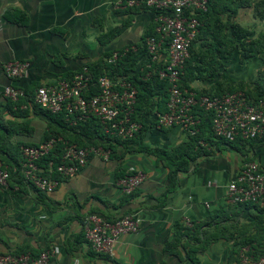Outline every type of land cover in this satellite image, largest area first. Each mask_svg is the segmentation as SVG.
I'll return each instance as SVG.
<instances>
[{
  "label": "crops",
  "instance_id": "obj_1",
  "mask_svg": "<svg viewBox=\"0 0 264 264\" xmlns=\"http://www.w3.org/2000/svg\"><path fill=\"white\" fill-rule=\"evenodd\" d=\"M124 1L0 0V86L12 85L25 91L33 85L53 84L105 53L140 44L151 25L150 14L137 7L127 10L117 6ZM13 11L25 16V24L5 18ZM113 27L122 30L99 42L98 37ZM10 61L27 64L22 76L14 80L2 72V66ZM201 83L193 81L189 87L208 89ZM4 99L0 93V120L6 131H22L4 141L2 161L8 170L10 167L11 176L6 186L0 187V254L17 248L46 250V264H187L180 250L174 254L164 250L172 237L173 224L198 223L208 216L217 230H228L232 237L212 241L197 253V264H235L234 244L241 241L251 240L264 248V235L260 234L264 195L261 203L246 206L233 205L224 195L225 186L244 163L264 166V143L233 141L226 146L217 141L206 146V153L179 174L177 187L166 194L160 207L156 200L166 190L167 170L158 159L131 146L116 148L107 161L90 158L77 174L54 177L55 187L40 194L15 175L17 150L23 144L41 143L47 127L55 134L59 128L30 107L25 111L6 109ZM27 129L29 134L24 133ZM184 139L176 130L152 129L143 143L168 150ZM129 168L141 171L144 178L131 195L125 196L115 181ZM88 212L107 219L134 215L139 219V230L119 236L112 256L94 254L80 228Z\"/></svg>",
  "mask_w": 264,
  "mask_h": 264
},
{
  "label": "built area",
  "instance_id": "obj_2",
  "mask_svg": "<svg viewBox=\"0 0 264 264\" xmlns=\"http://www.w3.org/2000/svg\"><path fill=\"white\" fill-rule=\"evenodd\" d=\"M206 3V0H125L117 3L121 8L144 7L150 14L152 32L143 38L145 57L137 62L136 69L142 71L141 80L155 78L166 84L164 111L157 113L153 105L150 109L152 129L176 130L184 138L193 137L199 124L196 114L201 110L210 113V133L215 138L228 142L259 138L264 135V100H251L241 91L196 96L191 89L178 84L189 48L198 34L200 25L195 16L206 11ZM128 50L135 52V46L112 51L104 63H114ZM26 68L23 61H10L2 66V72L7 79L14 80L22 76ZM0 93L11 102L22 96V90L12 85L0 86ZM135 95V89L125 78L99 75L92 81L83 66L70 78L39 85L34 91L33 102L50 114L63 113L65 119L72 122L95 119L107 138L129 140L140 129V124L131 119ZM58 142L62 145L58 160L44 162ZM198 144L205 146L201 141ZM110 153L101 144L77 147L59 138H49L36 145L21 146L19 168L26 184L46 194L56 185L52 175L73 176L90 158L107 161ZM143 178L141 171L129 168L115 184L122 195L129 196ZM7 181L8 172L0 163V187L6 186ZM224 195L232 204L261 203L264 166L252 161L244 163L225 186ZM139 225L134 215L106 219L94 212H88L80 222L89 249L94 254L106 256H112L119 236L136 234ZM48 258L46 250L35 257L9 252L0 254V264H46ZM237 259L238 264H264V254L253 258L247 248L239 250Z\"/></svg>",
  "mask_w": 264,
  "mask_h": 264
},
{
  "label": "trees",
  "instance_id": "obj_3",
  "mask_svg": "<svg viewBox=\"0 0 264 264\" xmlns=\"http://www.w3.org/2000/svg\"><path fill=\"white\" fill-rule=\"evenodd\" d=\"M250 0H206V11L204 13H197L196 19L199 22L198 34L192 42V46L189 48V56L185 60L181 75L179 77V86L187 89H191L196 96L199 95H219L224 92L241 91L251 100L258 98L264 100V90L262 85L257 86L258 94L255 96L248 93V91L241 84H234L231 80L226 79L224 70L221 66L220 60H225L230 57L235 46L237 44L239 60H243L252 57L254 54L253 43L247 42V47L244 48L243 41L248 37V31L239 26L234 19L239 9L248 8ZM261 2L252 3L255 16L261 17L259 7ZM135 7L127 8L132 10ZM145 10L144 7H137ZM225 17L224 21L221 16ZM5 18L17 25H23L26 22L25 16L21 12L13 11L5 14ZM121 27H113L107 33L98 37V41H107L121 32ZM152 27L147 28L141 39V43L135 46V52L126 51L122 57H119L112 64H105L104 59L111 53H105L103 56L88 65L87 68L92 81L99 75H106L112 78L121 77L125 78L135 89V102L133 106V115L131 119L140 124V129L129 140L109 139L103 135L99 123L95 119H89L84 121L72 122L71 119H65L63 113L50 114L47 111L42 110L33 102V94L38 86L33 85L31 89L23 90L22 96L17 98L15 102H11L8 99H4L5 107L8 110H20L25 111L28 107L33 111L43 115L49 122L55 123L59 128V133L53 132L48 127L42 135L41 142L47 141L49 138H59L66 144H73L77 147H85L89 145L101 144L103 147L110 150V156L113 155L116 148H126L128 146L134 147L136 152H141L149 156H153L160 161L162 166L166 168L167 186L161 197L156 200V206L160 207L164 205V199L166 194L171 193L177 187L178 177L180 173H184L194 160L199 155L206 153V146L216 144L219 141L226 146H229L232 142L224 141L219 138H215L210 133V113L199 110L197 117L199 124L197 126V133L193 137L185 138L180 144L164 150L161 148H151L143 143L145 134L149 133L154 124L149 120L150 109L153 105L157 113L164 111V102L166 98V84L164 82L157 81L155 78L143 81L140 79L142 71L136 69V64L140 59H144L145 52L142 46L143 38L150 35ZM121 50V49H120ZM221 68V70H220ZM72 73L64 75V79L70 78ZM219 76V80L213 79ZM213 82L206 90H195L189 87V84L193 81H205ZM227 81V86L223 87V84ZM34 89V90H33ZM33 90L32 93H30ZM94 89H92L93 91ZM29 92V93H28ZM154 99V101H153ZM24 107V108H22ZM21 113V112H19ZM24 113V112H23ZM149 120V122H148ZM5 131V132H4ZM22 130L6 131L4 124L0 120V163L2 166V158L5 153L4 141L9 135L14 132H21ZM25 134H29L30 130L24 131ZM85 139V140H82ZM201 141L205 144L202 146L198 144ZM234 141H246L255 142L257 144L264 143V135L253 140H240ZM20 145L18 147L19 162L15 167V175L22 179L20 172ZM61 143H56L54 148L48 152L43 161L55 160L60 155ZM5 167V166H4ZM6 168V167H5ZM8 172V180L10 179V167ZM123 174V172H122ZM120 174V176L122 175ZM20 175V176H19ZM119 176V177H120ZM56 177V175H52ZM118 177V178H119ZM24 182V181H23ZM34 189V188H33ZM35 190V189H34ZM36 193H39L35 190ZM131 195V194H130ZM237 206L251 205L250 203L233 204ZM107 219V218H106ZM217 230L213 224L212 218L207 217L202 222H188L185 224H173L172 237L164 250L168 253H176V250H180L184 255V260L187 264H197V253L203 251L212 241L217 238H231L232 233L228 230ZM260 234L264 235V227L260 229ZM235 252V264H238V252L241 248H247L249 254L256 258L259 255L264 254V248L255 244H252L251 240L241 241L234 244ZM263 251H259V250ZM9 253V252H7ZM11 253H27L31 257H35L39 252L26 251L22 248H17Z\"/></svg>",
  "mask_w": 264,
  "mask_h": 264
},
{
  "label": "rangeland",
  "instance_id": "obj_4",
  "mask_svg": "<svg viewBox=\"0 0 264 264\" xmlns=\"http://www.w3.org/2000/svg\"><path fill=\"white\" fill-rule=\"evenodd\" d=\"M258 1L261 2L258 8L261 17L255 16L252 6V3ZM249 2L248 8H242L237 11L234 22L248 31V37L243 41L244 48L247 47V42L251 41L254 54L252 57L240 61L237 49L238 43L234 42L235 48L232 54L228 59L220 60V63L226 79L231 80L234 84H241L248 93L255 96L258 94V85H262L264 90V0H250ZM221 19L224 21V15L221 16ZM213 80H219V76H216ZM213 80L210 82L203 81L201 84L208 87ZM227 84L226 81L223 87H226Z\"/></svg>",
  "mask_w": 264,
  "mask_h": 264
}]
</instances>
